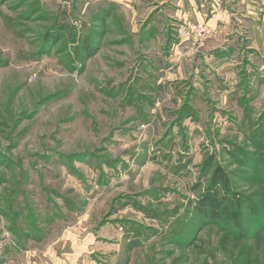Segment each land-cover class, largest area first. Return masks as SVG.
Masks as SVG:
<instances>
[{
    "label": "rangeland",
    "instance_id": "rangeland-1",
    "mask_svg": "<svg viewBox=\"0 0 264 264\" xmlns=\"http://www.w3.org/2000/svg\"><path fill=\"white\" fill-rule=\"evenodd\" d=\"M104 3L0 0V264H264L260 223L197 210L220 166L262 216L264 77L223 93L227 71Z\"/></svg>",
    "mask_w": 264,
    "mask_h": 264
},
{
    "label": "crops",
    "instance_id": "crops-1",
    "mask_svg": "<svg viewBox=\"0 0 264 264\" xmlns=\"http://www.w3.org/2000/svg\"><path fill=\"white\" fill-rule=\"evenodd\" d=\"M104 1V4L109 5L106 7L109 11L106 12L111 17L115 16V21L118 16L116 11H112V7L119 11V18L128 19V14L138 17V28L136 26V30H133L140 33L138 43L150 41L149 35L152 36L151 41L155 37L160 42L162 33L164 38L169 39V43L188 45L186 54L189 53L190 61H187L189 65L197 67L201 62L213 63L217 71H227L229 75L226 78L229 79L230 76L232 80L227 84L225 78L220 79L223 93L237 95L238 86L241 87L242 93H250L252 88L251 86L245 88L244 77L248 78L249 75H251L249 78L264 77L259 72L263 70L264 65H258L254 61L255 55L258 57L264 55V15L260 10L262 6L259 0ZM106 9L103 7L100 10ZM116 22L118 26H122V19ZM198 24L206 25L211 33L205 38L198 39L195 28ZM237 55L242 57L244 65L235 62ZM239 68L243 71L244 77L237 74L241 71ZM249 81L251 84V79ZM68 255V264H81L78 261L77 263L71 261L73 254ZM85 257L82 264H94ZM51 261L54 264H66L60 262L55 254Z\"/></svg>",
    "mask_w": 264,
    "mask_h": 264
},
{
    "label": "trees",
    "instance_id": "trees-1",
    "mask_svg": "<svg viewBox=\"0 0 264 264\" xmlns=\"http://www.w3.org/2000/svg\"><path fill=\"white\" fill-rule=\"evenodd\" d=\"M186 112L182 110V114ZM212 173L211 184L197 204L201 217L224 226L237 236L248 235L258 223L264 228V209H261L262 216L258 217L255 214L256 204L247 205L244 196L233 190L230 175L222 167L217 166ZM246 214H250L252 219L247 228H242V218Z\"/></svg>",
    "mask_w": 264,
    "mask_h": 264
},
{
    "label": "built area",
    "instance_id": "built-area-1",
    "mask_svg": "<svg viewBox=\"0 0 264 264\" xmlns=\"http://www.w3.org/2000/svg\"><path fill=\"white\" fill-rule=\"evenodd\" d=\"M263 9H264V8H263ZM199 28H200L201 30L205 31L204 33L207 32V28H206V27L200 26Z\"/></svg>",
    "mask_w": 264,
    "mask_h": 264
}]
</instances>
